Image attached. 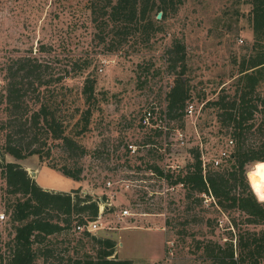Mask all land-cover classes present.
Listing matches in <instances>:
<instances>
[{"label": "rangeland", "instance_id": "374dc122", "mask_svg": "<svg viewBox=\"0 0 264 264\" xmlns=\"http://www.w3.org/2000/svg\"><path fill=\"white\" fill-rule=\"evenodd\" d=\"M106 1L0 0V147L9 131L1 127L6 121L1 89L15 71L26 87L24 108L18 113L27 111L24 118L12 122L15 130L20 131L21 120L45 100L85 153L70 156L61 139L28 121L17 138L47 141L43 150L51 147V155L43 161L37 154L25 159L5 154L7 161L31 167L38 159L60 175V180L55 179L57 187L67 190L56 191L79 189L80 194L90 193L99 200L102 225L92 233L114 239L118 258H130L134 264H212L197 246L223 243L229 236L227 216L209 198L200 202L188 197L183 184H171L150 167L178 175L193 161L192 148L200 147L206 159L217 157L222 148L231 149L227 147L231 130L221 125L208 101L223 88L233 92L241 75L240 61L253 53L251 0H174L163 31L147 45L132 37L114 38L108 29L95 27L91 5L95 2L100 11ZM174 39L185 45L191 93L187 106L192 104L194 111L189 114L186 106L182 116L170 118L167 95L180 69L172 68L167 59ZM87 78L95 80V100L90 104L82 93ZM255 92L261 102L264 79ZM92 104L89 127L82 131L81 113ZM148 108H154L157 119L162 117L161 127L142 123ZM263 108L261 103L259 109ZM261 117L258 112L254 122ZM247 141H259V136L249 133ZM130 145L137 151L132 152ZM74 161L83 168L82 179L74 188L68 186L70 182L63 186L61 179L67 176L61 166ZM251 167L249 181L264 199V165L258 162ZM31 171L35 170L28 168L30 175ZM53 177L48 180L54 182ZM38 180L43 182L41 176ZM10 196L0 175V215H5L0 217V264H8V243L15 236L7 212ZM125 209L129 215L122 214ZM46 244L53 249L47 261L43 259ZM96 247L74 226L47 236L37 264H74L75 257Z\"/></svg>", "mask_w": 264, "mask_h": 264}, {"label": "trees", "instance_id": "16d2710c", "mask_svg": "<svg viewBox=\"0 0 264 264\" xmlns=\"http://www.w3.org/2000/svg\"><path fill=\"white\" fill-rule=\"evenodd\" d=\"M174 3V0H107L99 11L94 2L91 5L92 20L99 31L108 29L114 38L128 41L132 37L147 45L157 33L163 31V22ZM251 4L253 53L240 61L241 75L233 92L223 88L216 98L208 101L210 106L216 108L221 125L231 130L230 137L234 144L230 153L216 165L215 158L219 153L213 159H206L200 147L192 148L193 161L178 175L166 173L156 165L150 167L171 184H183L188 197H196L200 202L205 197L209 198L227 216V239L223 243L209 241L197 246L212 264H264V199L259 198L248 179L252 169L249 167L253 163L264 165V108L259 109L261 103L264 105V99L260 102L255 92L264 79V0H251ZM159 12L163 13L161 18H158ZM184 52L185 45L178 39H174L167 50L171 67L180 68L167 95L166 115L170 118L182 116L191 98L185 76L187 65ZM25 88L14 71L7 75L1 89L6 113V121L1 123V127L3 130L9 128V131L0 147V175L5 180L7 193L11 195L6 201L7 212L15 225L14 239L8 243V264H37L41 244L47 236L87 223L100 215L99 200L90 193L80 194L79 189L72 192L46 189L22 164L5 159V154L17 159L37 154L45 161L51 155V147L46 152L43 150L47 141L25 142L21 137L17 138L18 132L28 121L32 127H44L47 135L54 139H61L62 147L70 156L78 158L85 153L83 146L66 134L55 110L45 100L40 101V107L31 116L21 120L20 131L15 130L12 122L27 114V111L18 113L24 108ZM94 92L95 80L87 78L82 93L89 104L95 100ZM93 108L94 104L81 113L79 121H83L82 131L89 127ZM258 112H262V117L256 123ZM249 133L259 136V141H247ZM61 172L69 178L81 180L83 168L74 161L63 164ZM81 233L91 237L97 247L92 253L75 257L74 264H134L130 258L117 257V243L111 237H97L89 231ZM35 243L39 246L35 247ZM49 246L43 251L45 261L53 256V249Z\"/></svg>", "mask_w": 264, "mask_h": 264}, {"label": "built area", "instance_id": "2783aa9c", "mask_svg": "<svg viewBox=\"0 0 264 264\" xmlns=\"http://www.w3.org/2000/svg\"><path fill=\"white\" fill-rule=\"evenodd\" d=\"M153 109L152 108L146 109V111L144 113V116L142 118V123L144 125H147V126H155V125H157V127H161V125L159 123L162 122V117L157 119ZM193 111H194V106L192 104L188 105L187 106V112L189 114H193ZM182 140H183V136H182ZM233 144H234V140L232 138H229L227 140V147L232 146ZM130 148L132 149V152H136L137 151V148L134 145H130ZM229 153H230V150L228 148H222L219 151V156L217 158H215V164L218 165L220 163V161H221V158L228 156ZM122 214L123 215H129V211L125 209L122 212ZM4 216H5L4 214L0 215L1 218H4ZM100 217H101V215H99L97 218H95L93 220L87 221V223L79 224V225H77L75 227V229L78 232H80V233L84 232V231H89L91 233L92 232H96L97 230H99L101 228V225H102Z\"/></svg>", "mask_w": 264, "mask_h": 264}, {"label": "crops", "instance_id": "0c3cea01", "mask_svg": "<svg viewBox=\"0 0 264 264\" xmlns=\"http://www.w3.org/2000/svg\"><path fill=\"white\" fill-rule=\"evenodd\" d=\"M35 160V159H34ZM36 166H25L28 170V168H33L36 172L35 178L38 181V183L44 187V188H48V189H53V190H59L60 188L57 187L58 183L56 182L55 179L60 180V175H58L56 173V171H54L53 169H51L50 167L47 166V164H43L42 162L40 163L38 159ZM40 176L43 178V182H40L38 180V178H40ZM49 176H54V182L48 180ZM65 177V176H64ZM63 177V178H64ZM67 179H61L63 180L62 185L66 186L67 182H70V185H68L70 188H74V186H76L75 184H77L78 181L73 180L71 178L66 177ZM60 190H67V189H60Z\"/></svg>", "mask_w": 264, "mask_h": 264}, {"label": "water", "instance_id": "95a60500", "mask_svg": "<svg viewBox=\"0 0 264 264\" xmlns=\"http://www.w3.org/2000/svg\"><path fill=\"white\" fill-rule=\"evenodd\" d=\"M162 12H159V14H158V18H161L162 17ZM248 172V171H247ZM35 175H36V172L35 171H31V176H33V177H35ZM247 177H248V174H247ZM248 179H249V177H248ZM250 182V181H249ZM105 208H108L107 206H105Z\"/></svg>", "mask_w": 264, "mask_h": 264}]
</instances>
